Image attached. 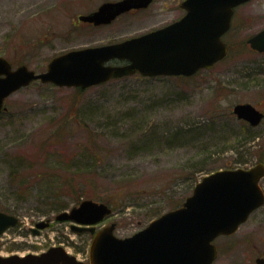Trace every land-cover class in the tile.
<instances>
[{
    "label": "rangeland",
    "instance_id": "rangeland-1",
    "mask_svg": "<svg viewBox=\"0 0 264 264\" xmlns=\"http://www.w3.org/2000/svg\"><path fill=\"white\" fill-rule=\"evenodd\" d=\"M105 0H0V56L37 72L55 56L137 35L153 25L125 15L103 27L78 15ZM264 28V0L237 9L230 55L195 75L114 78L86 89L34 81L13 92L0 112V208L19 223L0 235V254L64 246L89 262L92 234L57 220L86 199L130 202L97 228L115 223L127 237L182 204L204 175L264 162V119L239 120L234 104L264 112V53L248 38ZM253 135L255 137H253ZM264 187V178L261 181ZM156 190V186L162 189ZM50 220L38 234L36 223ZM215 243L214 264H254L264 257V205Z\"/></svg>",
    "mask_w": 264,
    "mask_h": 264
},
{
    "label": "water",
    "instance_id": "water-1",
    "mask_svg": "<svg viewBox=\"0 0 264 264\" xmlns=\"http://www.w3.org/2000/svg\"><path fill=\"white\" fill-rule=\"evenodd\" d=\"M149 1H107L80 18L97 25L108 24L121 13ZM245 1L249 0H186L188 12L174 25L116 43L69 50L53 57L42 72L26 64L13 67L0 56V112L7 109V97L35 80L89 88L136 72L143 76H191L200 69L212 68L228 52L221 36L230 27L234 7ZM248 43L264 52V28L250 36ZM114 59L129 62L109 64ZM233 113L252 126L264 119V112L250 102L236 103ZM263 177L264 162L207 174L181 206L127 237L115 234V223L98 229L97 224L113 209L106 202L87 198L59 212L56 219L72 221L73 230L93 235L89 263L59 245L40 253L0 254V264H213L218 257L214 240L235 233L253 211L264 205ZM18 223L17 215L0 209V235ZM49 225L50 220H41L33 232L38 234ZM255 264H264V257L256 258Z\"/></svg>",
    "mask_w": 264,
    "mask_h": 264
},
{
    "label": "flooded vegetation",
    "instance_id": "flooded-vegetation-1",
    "mask_svg": "<svg viewBox=\"0 0 264 264\" xmlns=\"http://www.w3.org/2000/svg\"><path fill=\"white\" fill-rule=\"evenodd\" d=\"M106 1H118V0H105L100 5H102ZM185 1L186 0H150L147 5H144L141 7H134V8H131L130 10H128L126 12L121 13L109 24H98L97 25L91 21L82 20L80 18L83 15H88V14L96 11L97 9H99V7H100V5H99L96 9H93L89 12H84V13L79 14L78 20H79V24H81L83 26L103 27V26L112 24L113 22L117 21L119 18H121L122 16H125V15H140V16L146 18L149 22H151V24L153 26L145 32L143 31V32L138 33L137 35H134V36H139V35L148 33L150 31H154V30L161 29L164 27H169V26L174 25L175 23L179 22L186 15V13L188 11L187 8L184 6ZM247 3H248V1L236 6L234 8L230 27L222 35V40L225 42V44L228 47V54L226 57H228L230 55V50H231V46H230L231 43H230V40L227 39V35H229L232 32V29H233V26L235 23L236 14H237V9L244 6ZM134 36H130V37H127L125 39L131 38ZM125 39H121V40L110 42V43L123 41ZM104 44H109V42L104 43ZM101 45H103V44H101ZM222 60H220V61H222ZM220 61H218V62H220ZM128 62H129L128 60L114 59V60H111L109 62V64L123 65V64H126Z\"/></svg>",
    "mask_w": 264,
    "mask_h": 264
},
{
    "label": "trees",
    "instance_id": "trees-1",
    "mask_svg": "<svg viewBox=\"0 0 264 264\" xmlns=\"http://www.w3.org/2000/svg\"><path fill=\"white\" fill-rule=\"evenodd\" d=\"M80 89H82V88H80ZM253 137H255L254 135H253ZM198 182V179L197 180H194L193 182H191L192 184H190L189 186H190V188L192 189V188H194V186H195V184ZM167 188V185H165L164 187L162 186V189L160 188V187H158V186H156V190H158V191H164L165 189ZM104 200H106L107 201V203H113L114 204V206L115 207H120V206H123V209H125L126 207H128L129 205H133L134 206V204L133 203H130V202H122V200H115V195H113V196H110V198H105ZM179 205H181L180 203L178 204V205H176V206H174V207H177V206H179Z\"/></svg>",
    "mask_w": 264,
    "mask_h": 264
}]
</instances>
